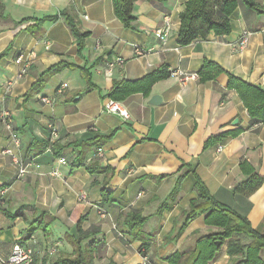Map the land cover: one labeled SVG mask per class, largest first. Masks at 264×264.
<instances>
[{
  "label": "crops",
  "instance_id": "crops-1",
  "mask_svg": "<svg viewBox=\"0 0 264 264\" xmlns=\"http://www.w3.org/2000/svg\"><path fill=\"white\" fill-rule=\"evenodd\" d=\"M186 1L137 0L134 20L125 27L112 0H0V110L10 112L20 141L17 154L28 164L19 176L11 156L3 153L12 142L0 123L3 258L16 242L34 249V264L69 254L67 239L80 221L83 230L98 231L91 246L95 264H139L143 242L152 264H168L170 254L193 247L200 236L217 229L205 224L202 213L176 237L182 211L196 197L197 180L213 199L264 234V120L251 122L227 77L264 91V0H254L261 12L239 4L229 16V33L211 31L179 44V14ZM68 16L86 33L80 42ZM165 16L170 31L163 39L156 30ZM20 54L29 66L6 90L4 82L21 68L15 63ZM60 61L72 66L36 85L42 72ZM204 61L227 74L184 83L168 74L145 92L108 95L115 82L164 70L198 73ZM109 62L114 64L106 75ZM62 84L63 91L56 93ZM153 95L159 98L156 104L150 102ZM40 96L52 104L42 103ZM107 99L121 103L128 117L104 111ZM51 125L56 137L49 148ZM175 188L171 208L160 211ZM79 193L84 199H78ZM129 210L146 218L143 239L129 234L124 222ZM42 213L51 223L48 232L30 233V222ZM259 256L264 261V250ZM228 259L224 244L208 264H228Z\"/></svg>",
  "mask_w": 264,
  "mask_h": 264
},
{
  "label": "trees",
  "instance_id": "trees-1",
  "mask_svg": "<svg viewBox=\"0 0 264 264\" xmlns=\"http://www.w3.org/2000/svg\"><path fill=\"white\" fill-rule=\"evenodd\" d=\"M137 0H112L113 12L125 27H130L134 20L133 6ZM149 2H162L164 0H147ZM244 3L258 12L261 8L254 0H187L184 9L179 14L180 25L178 29V43L187 44L197 37H205L209 32L216 35L227 34L230 31L229 16L239 4ZM66 15V12H63ZM67 24L73 36L80 42L86 33H80L74 21L68 16ZM72 66L71 63L60 61L42 72L37 79L36 85L41 86L47 77L61 71L65 67ZM170 71H157L138 81L129 83L115 82L108 93L113 99L123 97L133 91L145 92L154 81L170 74ZM220 73H226L218 65L204 61L198 71V79L201 82L211 80ZM227 74V73H226ZM228 85L237 90L244 103L251 122H261L264 120V91L258 86L247 84L243 81H236L227 74ZM177 188L173 189L168 198L162 203L160 211L170 209L175 199ZM196 197L190 200L188 208L182 211V223L177 230L178 237L187 223L196 216L204 213L205 224L214 226L217 229L200 236L193 247L175 251L166 260L168 264H208L217 256L223 244H226V254L228 264H264L260 258V251L264 250V234L251 228L249 221L239 215L230 207L219 203L207 192L204 185L197 180L195 183ZM45 213L32 220L29 224V232L37 230L48 232L49 218L44 222ZM146 218L137 211L129 210L126 213L124 222L129 229V234L134 238L143 239L144 231L141 229ZM76 234L70 233L68 242L72 247V252L62 254L52 259L47 264H94V252L91 248L94 241L92 236L97 234L93 227L83 230L80 221L75 227ZM148 243L143 242L139 247V253L143 256L149 255L147 252ZM34 264V262H33ZM41 264H46L43 260ZM108 264H114L109 262Z\"/></svg>",
  "mask_w": 264,
  "mask_h": 264
},
{
  "label": "built area",
  "instance_id": "built-area-1",
  "mask_svg": "<svg viewBox=\"0 0 264 264\" xmlns=\"http://www.w3.org/2000/svg\"><path fill=\"white\" fill-rule=\"evenodd\" d=\"M169 31H170V19L168 16H165L163 18L162 27L157 29L156 33L159 37L164 39L168 35ZM245 40H246V37L243 36L241 38L240 45L243 44L245 42ZM117 61H119V60L117 59ZM15 63H17L18 65L21 64V68L16 73L14 78L9 79L6 82H4L3 86H4V89H6V90H8L10 88L11 84L14 81L21 78V76L26 72V70L29 66V61L24 59L22 54L18 55L15 58ZM113 64H114L113 62H109L107 64L106 68L104 69L106 75H110ZM170 74H175V75L179 76L183 83L188 81V80H197L199 78L198 74L196 72L186 73V72H183L179 69L171 70ZM63 89H64V84L60 85L56 89V93H61L63 91ZM39 99L44 104H49V105L52 104L51 98H49L47 96H40ZM103 110L106 112H109V113L117 114L123 118L128 117L127 111L123 107V105L121 103L115 101V100H112V99H107L104 102ZM0 123L2 124L4 129L8 131L10 140L12 142V146L4 148L3 153L11 156L13 162L15 163V165L18 168V175L19 176L23 175L27 172L28 164H24L17 154V149L19 148L20 141H19V138L16 136V134L13 132L12 116L8 110H5V109L0 110ZM50 128H51V131H50V139H49V145H48L49 148L54 143V138L56 137V132H55L54 126L51 125ZM93 156H95V153L93 154ZM59 162L63 163L64 159L63 158L59 159ZM53 174L58 175V171L56 168L53 170ZM84 197H85V195L83 193H79V195H78L79 199H83ZM100 213L103 216H105V214H106L102 210H100ZM52 251H53V249H51L49 252L51 253ZM34 257H35V251L31 246L21 244L20 242H16L13 244L9 254L6 257L3 258L0 254V264H33ZM140 257H141V263L140 264H152L147 256H143L140 254Z\"/></svg>",
  "mask_w": 264,
  "mask_h": 264
},
{
  "label": "rangeland",
  "instance_id": "rangeland-1",
  "mask_svg": "<svg viewBox=\"0 0 264 264\" xmlns=\"http://www.w3.org/2000/svg\"><path fill=\"white\" fill-rule=\"evenodd\" d=\"M79 199V198H78ZM84 199V198H83ZM79 200H82V199H79ZM224 245V244H223ZM222 245V246H223ZM226 245V244H225ZM221 246V247H222ZM50 248H55V250L57 249V246H54V245H52ZM221 249V248H220ZM63 254V253H62ZM50 257H52V256H50ZM50 257H48L47 256V258L51 261L53 258H50ZM93 263H94V261H93ZM141 263V257H139V264ZM95 264V263H94Z\"/></svg>",
  "mask_w": 264,
  "mask_h": 264
},
{
  "label": "water",
  "instance_id": "water-1",
  "mask_svg": "<svg viewBox=\"0 0 264 264\" xmlns=\"http://www.w3.org/2000/svg\"><path fill=\"white\" fill-rule=\"evenodd\" d=\"M157 99H158V101H159L158 96H157V95H153V96H151V101H150V102L156 104Z\"/></svg>",
  "mask_w": 264,
  "mask_h": 264
}]
</instances>
